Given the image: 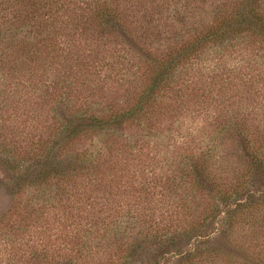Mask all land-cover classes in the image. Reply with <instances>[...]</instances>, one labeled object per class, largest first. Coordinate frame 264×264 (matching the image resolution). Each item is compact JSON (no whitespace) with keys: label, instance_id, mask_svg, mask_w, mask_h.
I'll return each instance as SVG.
<instances>
[{"label":"trees","instance_id":"1","mask_svg":"<svg viewBox=\"0 0 264 264\" xmlns=\"http://www.w3.org/2000/svg\"><path fill=\"white\" fill-rule=\"evenodd\" d=\"M8 10H21L27 15V23H21L25 28L9 21L5 15ZM0 19V56L14 57L18 53L11 52L14 44L22 46V40H37L29 48V42L22 48L23 62L17 69L20 74H28L33 67L32 72H43L48 59L71 61L62 68L67 79L60 78L62 70L53 78L56 84L64 85L65 92L51 100L57 101L50 113L54 125L48 130L50 137L42 145L43 150L27 157L29 154L17 149L21 147L0 142V153L4 155L0 156L1 172L9 176L11 187L15 185L20 193L25 189L39 191L44 199L52 183L60 184L68 199L76 180L83 179L87 169L90 171L92 153L70 152L73 144L97 136L100 142L118 148L116 145L124 139L120 130L131 126L137 134L133 133L130 142H153L150 139L157 133V120L168 116L163 101L167 98L171 102L176 76L180 79L185 65L211 51L216 55L235 52L249 37L264 42V0H0ZM160 22L166 25L167 37L153 32ZM55 40H66L67 56L65 51L64 55L59 53L62 48ZM72 40H78V44ZM160 40L170 43L163 46ZM147 44L156 46L152 47L154 51H147ZM133 66H144L141 85L136 84ZM125 76L131 97L110 108L107 115L89 106L72 108L68 92L71 78L75 83L82 79L87 85L82 86L89 89L94 77L116 83ZM238 82L235 86L240 89L233 97L247 94L244 81ZM230 88L226 90L231 92ZM220 108L221 121L211 125L209 141L195 140L197 133L192 134L195 148L180 154L178 160L184 163L178 176L144 179L133 185L134 197L125 192L121 201L119 192L111 200L114 185L110 198L105 199L111 213L106 215L104 211L101 215L98 211L100 216L94 224L89 221L93 218L77 214L69 222L75 226L72 246L58 239L65 254L47 262L46 253L33 251L27 263L264 264V182L260 180H264V128L256 122L259 115H264V108L235 106L230 98ZM224 140L238 149L246 163L240 172L232 167L231 182L224 178L226 171L219 166L216 171L212 163V159H218L213 153L218 149L216 141L222 144ZM253 181L255 192L249 188ZM80 196L89 200L91 195L85 192ZM106 217L112 218L110 223ZM78 221H85V232L78 229L82 227ZM92 234L97 240L94 245L89 241ZM99 250L105 262L99 261ZM85 255L91 258L90 263L79 262ZM145 256L147 262L142 260Z\"/></svg>","mask_w":264,"mask_h":264},{"label":"rangeland","instance_id":"2","mask_svg":"<svg viewBox=\"0 0 264 264\" xmlns=\"http://www.w3.org/2000/svg\"><path fill=\"white\" fill-rule=\"evenodd\" d=\"M21 10L17 12L8 10L5 15L16 25L26 24L27 15ZM23 19L24 21L21 22ZM21 27L24 26L21 24ZM165 30L166 25L160 22L153 32L159 37H167L169 32L166 33ZM58 38L61 39V37ZM55 41L62 48L59 53L64 55L66 40ZM72 41L78 44V40ZM242 41L246 43L237 47L235 52L229 51L216 55L215 51H211L203 58L195 59L185 65L180 79L178 75L176 76L175 88L169 96L171 102L166 101L167 98L163 101V104L165 103L163 109L168 116L157 120L155 124L157 133L153 139H150L153 142L145 144L130 142L133 133L137 134L135 128L131 126L125 131L120 130L124 139L116 145L119 149L114 144L100 142L101 139L97 136H91L87 140L73 144L69 148L70 152L77 154L87 150L92 153L94 162L90 165V171L87 167L88 171L84 172V174L88 173L87 177L76 180L75 190L69 193L68 199L63 194L64 190L61 189L60 184L55 183L45 190V199L44 195L38 194L39 191L36 190L25 189L23 193L17 192L15 185L11 187L9 176L1 172L3 168L0 165V219H3L0 220V264H28L33 251L46 253V261L52 262L57 255L65 254L64 246L57 244L58 239L67 241V245L70 244L68 247L72 246L75 226L69 222L77 218V214L87 216L89 219L93 218L89 221L94 224L93 220L96 221L97 216L103 215L102 212L105 211L106 215L111 213L110 205L105 199L110 198L114 185L111 200H115L116 193L119 192L121 201L126 196L125 192L134 197L133 185L136 186L144 179L151 180L171 174L178 176L177 172L184 163L178 160L180 154L185 149L195 148L192 144V134L197 133L195 140L202 138L209 141L213 128L211 125L221 121L219 109L222 104H226V98H230L231 104L235 106L243 104L249 106L251 110L254 107L263 109L264 42L257 40V37H249ZM28 42L29 48L31 44L37 43V40H22V46L18 43L14 44L11 52L13 51L14 54L18 52L14 57L9 55V52H7L8 57L0 56V61H3L0 63V142L10 144L13 148L21 147L17 149L19 152L29 154L27 157L32 153H39V150L42 151L44 142L49 141L48 130L54 125V120L51 119L53 115L50 117V113L52 104L57 102L51 100L57 99V95L60 97L63 90L65 92L64 85L56 84L53 78L59 70L66 68V64L71 62L68 60L64 62L62 59L59 61L56 58L53 61L48 59L43 66V72L34 73L33 67L28 74L26 72L20 74L17 69L20 68V62H23L21 51L22 48H26ZM160 43L165 46L170 43V40H160ZM115 47L117 50L121 49L119 46ZM152 47L156 46L145 45L147 51H154ZM160 49L163 50V48ZM65 53L67 56L68 52L65 51ZM106 57L111 55L106 53ZM4 61H6L5 64ZM143 67L131 68L137 78V85L144 82ZM141 71L143 74H140ZM61 73L60 78L67 79V73L63 70ZM102 77H94L89 89L85 88L87 85H83L82 79L78 83L70 79L68 92L73 109L89 106L99 114L107 115L110 108L120 106L131 97L128 93L127 76L123 81L116 83ZM238 80L244 81V90L247 94L241 96L238 94L237 97H233L231 95H236L240 89L239 86H235L239 84ZM230 87L232 91L228 92L226 88ZM118 95L120 96L116 100H112ZM256 122L260 124V129L264 128V115H259ZM216 142L218 149L213 150V153L218 156V159H212L213 168L216 171L218 166L223 168L227 173L224 178L231 182L234 177L232 167L235 172H240L246 163L239 157L238 149L231 145V142L226 140L222 144L219 141ZM54 153L55 149L53 155ZM0 156L4 155L0 153ZM28 163L32 162L28 161ZM23 165H26L25 162ZM260 180L263 184L264 180ZM255 185L254 181L250 183L251 192H255ZM109 186H111L110 189L103 193ZM85 192L91 195L89 200H84L83 196H80ZM71 209L68 218V211ZM98 211L101 213L97 214ZM58 216L66 218L67 221L65 222L63 218L59 219ZM106 219L109 223L112 220L108 217ZM84 223L85 221L81 222L82 227L78 228L83 232H85ZM99 223L100 221L96 222V224ZM61 234L66 237L60 236ZM93 237V234L90 235L89 241L94 245L97 240ZM100 246L103 247L102 244ZM98 257L99 261H106L102 250H99ZM90 259L86 257L79 262L83 263L87 260L90 263ZM142 260L147 262V257H143Z\"/></svg>","mask_w":264,"mask_h":264}]
</instances>
